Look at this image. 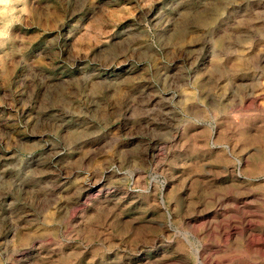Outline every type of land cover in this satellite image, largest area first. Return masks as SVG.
Returning a JSON list of instances; mask_svg holds the SVG:
<instances>
[{"label":"rangeland","instance_id":"374dc122","mask_svg":"<svg viewBox=\"0 0 264 264\" xmlns=\"http://www.w3.org/2000/svg\"><path fill=\"white\" fill-rule=\"evenodd\" d=\"M0 264H264V0L0 5Z\"/></svg>","mask_w":264,"mask_h":264},{"label":"clouds","instance_id":"9594fccd","mask_svg":"<svg viewBox=\"0 0 264 264\" xmlns=\"http://www.w3.org/2000/svg\"><path fill=\"white\" fill-rule=\"evenodd\" d=\"M12 3V0H0V5L4 6V11L7 10V7ZM11 27V23L5 25V30H0V38H5L9 34L7 29Z\"/></svg>","mask_w":264,"mask_h":264}]
</instances>
